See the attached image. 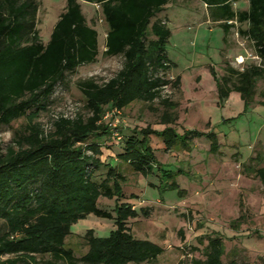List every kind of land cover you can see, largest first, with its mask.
Masks as SVG:
<instances>
[{"label": "trees", "instance_id": "16d2710c", "mask_svg": "<svg viewBox=\"0 0 264 264\" xmlns=\"http://www.w3.org/2000/svg\"><path fill=\"white\" fill-rule=\"evenodd\" d=\"M82 1L99 6L107 26L102 55L121 56L122 67L101 84L93 78L79 80L88 116H59L45 133L35 122L40 111L47 108L55 85L67 74L96 62L98 32L87 23L79 0H65L44 43L34 25V0H0V124L26 119L24 128L15 132L13 144L0 153V220L4 224V228L0 226V264H29L35 255L70 264L77 260L84 264H141L156 259L162 247L135 238L127 225L130 219L148 213L127 201L123 193L126 177L120 165L142 178L156 171L159 186L183 194L175 180L182 170L171 171L158 163L150 137L159 138L166 151L175 147L189 150V141L206 137L211 141L208 152H219L212 132L189 129L179 134L175 130L176 115L170 112L167 99L161 100V130L132 127L125 134L124 129L111 127L103 119L106 109L120 112L134 102L152 103L165 87L180 85L179 76L166 77L176 65L167 53L171 30L158 17L169 0ZM200 1L225 35L233 21L246 23V29L239 32L253 42L260 64H250L242 71L226 67L229 74L220 79L210 69L219 99L225 100L235 91L246 106L257 80L264 77V0H247V10L240 11L232 8L236 0ZM244 170L264 187V166L245 165ZM100 198L114 201L111 211L98 205ZM89 216L112 220L114 229L102 237L86 230L87 251L76 258L65 240L71 235V226ZM240 219L242 215L232 226ZM203 238L204 259L192 264H225L222 237L214 233ZM4 255L13 257L1 259Z\"/></svg>", "mask_w": 264, "mask_h": 264}, {"label": "rangeland", "instance_id": "374dc122", "mask_svg": "<svg viewBox=\"0 0 264 264\" xmlns=\"http://www.w3.org/2000/svg\"><path fill=\"white\" fill-rule=\"evenodd\" d=\"M34 1L37 4L34 25L46 43L65 0ZM241 2L232 3L234 11L244 10L247 5ZM79 3L87 23L98 32L97 60L78 67L55 85L47 108L40 111L35 121L45 133L59 116H88L77 86L79 80L93 78L101 84L122 67L121 56L102 55L107 26L99 6L82 0ZM158 17L171 30L167 53L176 64L166 77L173 80L179 76L180 85L167 86L152 103L134 102L116 115L106 117V113H111L106 109L103 119L111 127L124 129L125 134L132 127L161 130L164 111L161 100L167 99L171 103L170 112L176 115L175 130L179 134L185 129L211 131L220 144L221 154L208 152L211 141L206 137L194 138L190 150L175 147L170 151L163 149L159 138L150 137L158 163L171 171L182 170L175 180L183 194L165 189L164 184L159 186L156 171L142 178L126 165H120L126 177L123 193L127 201L148 213L130 219L127 223L130 231L135 238L148 239L163 249L156 259L141 264H192L194 260H203L206 239L200 238L214 233L223 239V263L264 264V187L254 174L244 170L245 165L264 166V77L257 80L255 92L245 106L237 92L225 100L219 99L210 70L220 79L229 74L228 67L242 71L250 64H260L253 42L239 32L246 29V23L232 22L223 42L222 28L210 20L200 0H169ZM25 123L22 117L10 125L0 124V153L13 144L15 132L21 131ZM98 205L111 211L114 201L100 198ZM239 215L242 219L232 226ZM0 226L4 228L2 220ZM88 229L102 237L114 229V224L112 220L94 216L73 224L65 245L76 258L87 251L83 235ZM12 257L4 255L1 259ZM29 264L70 263L35 255ZM74 264L84 263L77 260Z\"/></svg>", "mask_w": 264, "mask_h": 264}, {"label": "crops", "instance_id": "0c3cea01", "mask_svg": "<svg viewBox=\"0 0 264 264\" xmlns=\"http://www.w3.org/2000/svg\"><path fill=\"white\" fill-rule=\"evenodd\" d=\"M236 1H238V0H236ZM236 1L234 2V3H236ZM242 2H241V5H244V2H245V8H244V10H247V8H248V2H247V0H241ZM233 22H235V21H233ZM215 23H217V22H215ZM106 30H107V28H106ZM229 32V31H228ZM228 34V33H227ZM227 34L225 35L224 33H223V42H225L226 41V36H227ZM105 36H106V34H105ZM105 36H104V41H105ZM104 41H103V43H102V46H103V50L105 49L104 48ZM169 57V56H168ZM170 59V58H169ZM171 60V59H170ZM173 62V61H172ZM174 63V62H173ZM176 65V64H175ZM180 83H181V81H180ZM216 91H217V88H216ZM232 92H235V91H231L229 94H228V97H229V95L232 93ZM239 94V93H238ZM240 96V95H239ZM227 97V98H228ZM226 98V99H227ZM241 99V98H240ZM185 130H189V129H185ZM209 132H211V131H209ZM193 140V139H192ZM191 140V141H192ZM191 141H189V145H190V142ZM220 145V144H219ZM190 150V149H189ZM215 154H221V152H220V148H219V152H217V153H215ZM180 176V175H179Z\"/></svg>", "mask_w": 264, "mask_h": 264}, {"label": "built area", "instance_id": "2783aa9c", "mask_svg": "<svg viewBox=\"0 0 264 264\" xmlns=\"http://www.w3.org/2000/svg\"><path fill=\"white\" fill-rule=\"evenodd\" d=\"M238 62H240V60ZM110 112L111 113H106V117H108L109 115H116L119 113V111L115 110V109L110 110ZM115 120H117V119H115Z\"/></svg>", "mask_w": 264, "mask_h": 264}, {"label": "bare ground", "instance_id": "6f19581e", "mask_svg": "<svg viewBox=\"0 0 264 264\" xmlns=\"http://www.w3.org/2000/svg\"><path fill=\"white\" fill-rule=\"evenodd\" d=\"M75 227V226H74Z\"/></svg>", "mask_w": 264, "mask_h": 264}]
</instances>
